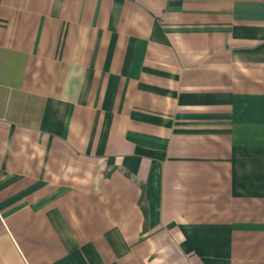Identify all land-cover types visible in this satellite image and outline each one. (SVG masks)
Returning <instances> with one entry per match:
<instances>
[{
	"label": "crops",
	"instance_id": "0c3cea01",
	"mask_svg": "<svg viewBox=\"0 0 264 264\" xmlns=\"http://www.w3.org/2000/svg\"><path fill=\"white\" fill-rule=\"evenodd\" d=\"M0 264H264V0H0Z\"/></svg>",
	"mask_w": 264,
	"mask_h": 264
}]
</instances>
